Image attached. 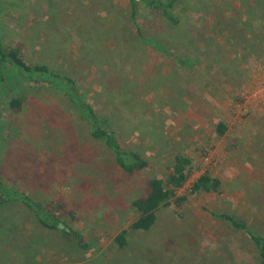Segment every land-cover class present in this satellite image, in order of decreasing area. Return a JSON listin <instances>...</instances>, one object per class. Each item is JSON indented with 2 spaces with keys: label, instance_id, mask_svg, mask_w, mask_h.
Masks as SVG:
<instances>
[{
  "label": "rangeland",
  "instance_id": "obj_1",
  "mask_svg": "<svg viewBox=\"0 0 264 264\" xmlns=\"http://www.w3.org/2000/svg\"><path fill=\"white\" fill-rule=\"evenodd\" d=\"M253 1L259 11L251 22L255 39L250 27L242 24L247 20L245 0H200L208 9L192 3L184 18L189 35L180 39L174 33L176 41L163 40L178 56L192 59L195 68L182 69L155 52L154 62L145 57V64L154 63L169 79L158 94L146 88L145 94L141 88L137 94L160 115L155 133L165 148L159 155L160 150L153 152L157 160L150 170L129 176L116 168L90 140L65 97L47 90L28 95L22 123H14L12 131L4 128L8 141L0 152V169L16 190L60 203L64 220L83 234L88 248L61 232L43 229L23 205L16 204L4 212L0 223V264H258L251 242L212 215L228 212L264 231V198L257 199L264 191V0ZM17 2L0 13L7 44H23L35 61H44L46 53L48 63L76 72L79 86L98 111L106 105L112 109L103 102L97 70L87 67V57L79 53L82 47L90 51L89 35H75L62 19L52 35L28 37L35 24L29 6L40 10L41 5L37 0ZM222 16L224 26L218 19L222 21ZM231 16H236L235 22L230 23ZM105 39L100 46L110 44L112 49L114 41ZM192 39L201 40L191 45ZM113 58L119 64L117 55ZM133 66L132 58L125 75ZM220 122L229 126L223 137L216 133ZM134 130L138 131L135 126ZM180 153L194 161L193 181L210 172L222 180L221 193L193 196L181 209L175 204L161 209L148 233L131 230L138 218L133 200L145 197L151 177H164L172 166L169 160ZM16 220L19 226L13 230L19 236L12 233L7 240L5 231H13ZM125 230L128 246L120 249L115 239Z\"/></svg>",
  "mask_w": 264,
  "mask_h": 264
},
{
  "label": "trees",
  "instance_id": "obj_2",
  "mask_svg": "<svg viewBox=\"0 0 264 264\" xmlns=\"http://www.w3.org/2000/svg\"><path fill=\"white\" fill-rule=\"evenodd\" d=\"M37 1L40 2V10L34 9V4L29 6L33 10L35 24L29 28L28 37L42 39L52 35L62 25V19L68 21L70 31L75 32V35L88 34V39L92 42L91 49L88 52L82 47L79 53L87 57V67L97 70L102 98H105L103 102L112 106V109L106 105L103 112L98 111L93 99L87 98L84 88L79 86L76 72L63 69L61 64L48 63L46 53L44 61H35L28 58L23 44H7L0 26V152L8 141L5 139L4 128L7 125L12 131L16 123H22L23 114L30 104L28 95L36 96L47 90L65 97L90 140L101 147L113 165L125 175H135L152 169L157 160L153 152L160 150L159 155L165 148L163 138L160 140L155 133V121L159 120L160 115H156L152 103L139 98L137 94L139 88L142 94L146 92L143 88L154 90L158 94L159 86L165 87L169 79H164L154 63L145 64L144 59L147 57L154 62L151 53L155 52L157 55L172 58L176 65L181 64L182 67H179L182 69H194L196 64L192 59L178 56L163 40L174 38V33L180 39L184 34L189 35L184 19L188 9L193 6L192 3L202 8L207 3L202 4L200 0H125L126 6H123L120 5L122 0ZM16 2L17 0H0V13L1 9L11 8ZM253 2L245 0L247 11L244 16L247 20L242 21V24L244 29L250 27L249 31L255 39L251 22L254 18L257 20L256 13L259 11L257 4ZM218 19L224 26L223 16L222 21ZM235 21L236 16H231L230 23ZM146 34L152 37H147ZM241 36L242 40H247L245 35ZM105 37L114 41L112 49L110 44L100 46L107 40ZM199 40L201 39H192L191 45ZM116 55L119 64L113 58ZM132 58L134 66L125 75L124 67ZM140 120H143V125L139 124ZM134 126L138 131L134 130ZM228 130L229 126L222 122L216 126L218 137L225 136ZM150 145L152 148L148 149ZM169 162L172 166H168V173L164 177L152 176L148 183V194L133 200L132 207L138 218L132 223L131 230L148 233L155 227L161 209L172 204L181 209L193 196L221 193L222 180L210 172L203 173L193 181L196 168L193 159L185 153L174 155ZM263 198L264 191H261L257 199L260 201ZM16 204L23 205L43 229L61 232L80 247L88 248L83 234L64 220V208L60 203L39 200L22 190H16L6 183L1 168L0 223L4 212ZM212 215L228 224L234 231L241 232L258 253V264H264L263 230L247 219L228 212L218 211ZM16 226H19V220H16L10 230ZM12 233L19 236L15 228L13 231H5V238L11 240ZM127 235L128 231L125 230L115 239V244L120 249L127 248Z\"/></svg>",
  "mask_w": 264,
  "mask_h": 264
}]
</instances>
